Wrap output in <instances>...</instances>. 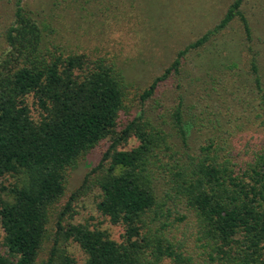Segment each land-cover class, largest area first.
<instances>
[{"label":"trees","instance_id":"1","mask_svg":"<svg viewBox=\"0 0 264 264\" xmlns=\"http://www.w3.org/2000/svg\"><path fill=\"white\" fill-rule=\"evenodd\" d=\"M242 1L232 0L215 24L175 52L137 94L135 114L127 103L130 84L113 61L47 44L21 0L14 1L0 53V231L6 249L0 264H34L47 234L42 264H264V147L247 144L230 154L208 136L191 146L180 97L164 119L158 113L159 121L144 107L188 52L234 18L249 53L245 74L264 107V79ZM130 137L136 144L125 147ZM89 152L98 158L72 194L93 185L96 210L123 228L120 241L64 221L71 194L55 209L68 170ZM178 223L188 226L191 244H182L184 234L175 236ZM70 241L85 254L81 263L67 251Z\"/></svg>","mask_w":264,"mask_h":264},{"label":"rangeland","instance_id":"2","mask_svg":"<svg viewBox=\"0 0 264 264\" xmlns=\"http://www.w3.org/2000/svg\"><path fill=\"white\" fill-rule=\"evenodd\" d=\"M14 1L0 0V53L5 48L3 31L13 19ZM231 1L21 0V4L45 35L47 44L113 61L130 84L127 103L135 114L140 90L162 72L178 49L215 24ZM240 9L250 27V46L264 79V0H243ZM248 56L241 25L234 18L219 35L188 52L177 73L159 82L152 98L145 102L146 111L156 121L161 119L158 113H163L164 119L165 112L180 97L183 115L190 124L188 145L197 146L208 136L223 147L222 152L229 149L230 154L247 144L264 147V107L257 103L250 77L245 74ZM231 61L234 67H224ZM135 144L130 137L125 147ZM97 158L96 153L89 152L68 170L55 209L61 210L71 194L64 221L105 230L112 240L120 241L123 228L96 210L99 191L93 185L72 194ZM175 227V236L184 234L182 244H191L192 237L186 234L188 226L178 223ZM1 241L0 231V251L4 252ZM48 247L47 234L34 264H42ZM66 248L77 263L84 260L85 254L73 241Z\"/></svg>","mask_w":264,"mask_h":264}]
</instances>
